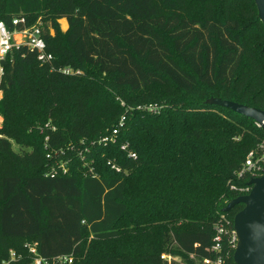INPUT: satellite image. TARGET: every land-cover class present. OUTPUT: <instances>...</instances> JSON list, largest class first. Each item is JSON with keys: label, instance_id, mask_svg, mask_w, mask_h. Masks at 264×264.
Returning <instances> with one entry per match:
<instances>
[{"label": "trees", "instance_id": "trees-1", "mask_svg": "<svg viewBox=\"0 0 264 264\" xmlns=\"http://www.w3.org/2000/svg\"><path fill=\"white\" fill-rule=\"evenodd\" d=\"M14 17L40 21L52 58L18 46L1 61L0 261L13 249L8 264H30L36 242L68 264H235L228 239L212 251L213 228L233 229L243 204L223 208L249 192L238 172L264 129L209 101L264 110L254 0H0L9 30Z\"/></svg>", "mask_w": 264, "mask_h": 264}, {"label": "built area", "instance_id": "built-area-1", "mask_svg": "<svg viewBox=\"0 0 264 264\" xmlns=\"http://www.w3.org/2000/svg\"><path fill=\"white\" fill-rule=\"evenodd\" d=\"M24 19L23 17H14L11 19V24L16 26L21 25L20 28H13L12 30L7 29L5 24L0 21V75L2 72L1 61L3 60L5 54L10 51L12 47L17 48L18 46H25L29 50L33 51L35 54L36 60L40 63H48L51 60V54L45 51V43L42 38V28L40 24L33 23L29 26H23ZM63 73H68L71 70L67 67L59 69ZM122 124L120 121L119 125ZM259 125V124H258ZM260 126V125H259ZM117 133V128L111 130V132L103 137H101L97 142L106 143L108 141H114L115 135ZM46 140V137H44ZM45 146V144H44ZM71 148V147H70ZM122 149L127 148V144L121 145ZM128 154L131 157H135V153L129 151ZM48 156V155H47ZM58 163H66L65 160H60ZM110 163V161H108ZM56 168H59L61 172L66 170V166L63 164L56 165V167L51 166L49 171L45 174L53 175L56 173ZM111 168H114L116 171H119L120 168L111 163ZM243 173L249 175V178L259 177L264 174V141L260 143L259 147L255 150H250L241 166V170L238 172V175L241 176ZM249 187L239 188L240 191H250L251 185ZM224 220V219H223ZM214 234L212 237V246L211 249L214 252H219L222 247V241L224 238L228 239L230 242L236 244V234L234 229L231 231L228 229V224L226 221L219 220L214 225ZM24 246L27 252L30 255V264H68L71 261L70 256L58 255L52 258H45L41 256L36 249V242L24 243ZM19 254L15 253L13 249H8L7 257L4 260L0 261V264H8L10 261L16 260L19 258ZM162 259H166L170 264L172 256L167 254H161ZM205 264H223V259L221 255H217L216 259L212 260L209 258L204 259Z\"/></svg>", "mask_w": 264, "mask_h": 264}, {"label": "water", "instance_id": "water-1", "mask_svg": "<svg viewBox=\"0 0 264 264\" xmlns=\"http://www.w3.org/2000/svg\"><path fill=\"white\" fill-rule=\"evenodd\" d=\"M254 2L264 26V0ZM209 102L250 117L264 129V110L219 98H211ZM248 184L251 189L247 194L237 196L223 208L229 211L236 204H243L233 217L236 234L233 261L235 264H264V174L249 179Z\"/></svg>", "mask_w": 264, "mask_h": 264}, {"label": "rangeland", "instance_id": "rangeland-1", "mask_svg": "<svg viewBox=\"0 0 264 264\" xmlns=\"http://www.w3.org/2000/svg\"><path fill=\"white\" fill-rule=\"evenodd\" d=\"M62 21V22H61ZM34 23H40V21H38V19H36L35 21H34ZM57 23H58V26H59V29H60V31H64L65 30V28H66V22H65V20L63 19V18H61V19H58L57 20ZM64 23H65V25H64ZM51 33H52V30H51ZM0 96H1V92H0ZM1 120H2V118H1V116H0V123H1ZM120 123V122H119ZM125 143H123L122 145H124ZM11 148L13 149V150H17V145L13 142V141H11ZM70 148V147H69ZM81 151H86V152H88V149L87 148H83L82 147V149H81ZM81 151H78L79 152V158H80V160H81V162L82 163H86L87 162V159H86V157H84V154H82V152ZM55 164V163H54ZM61 164H63L64 166H65V164L64 163H58V161H57V163L55 164V165H61ZM90 239V237L88 238V240ZM88 240H86V241H88ZM178 256L176 257H174L173 259H175L176 261L178 260ZM174 260V261H175Z\"/></svg>", "mask_w": 264, "mask_h": 264}, {"label": "bare ground", "instance_id": "bare-ground-1", "mask_svg": "<svg viewBox=\"0 0 264 264\" xmlns=\"http://www.w3.org/2000/svg\"><path fill=\"white\" fill-rule=\"evenodd\" d=\"M62 22V21H61ZM64 25H65V23H64Z\"/></svg>", "mask_w": 264, "mask_h": 264}]
</instances>
